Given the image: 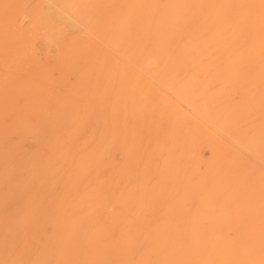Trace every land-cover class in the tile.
Returning a JSON list of instances; mask_svg holds the SVG:
<instances>
[{
	"label": "rangeland",
	"instance_id": "1",
	"mask_svg": "<svg viewBox=\"0 0 264 264\" xmlns=\"http://www.w3.org/2000/svg\"><path fill=\"white\" fill-rule=\"evenodd\" d=\"M0 264H264V0H0Z\"/></svg>",
	"mask_w": 264,
	"mask_h": 264
},
{
	"label": "bare ground",
	"instance_id": "2",
	"mask_svg": "<svg viewBox=\"0 0 264 264\" xmlns=\"http://www.w3.org/2000/svg\"><path fill=\"white\" fill-rule=\"evenodd\" d=\"M42 5H43V4H42ZM36 7H37V6L33 7V9L36 8ZM51 7H52V6H51ZM57 9H58V8H57ZM24 10H25V9H24ZM26 10H27V9H26ZM26 10H25V11H26ZM34 11H35V10H34ZM34 11L31 10V13H32L31 16H34V15H33V12H34ZM56 11H57V10H56ZM26 12H27V11H26ZM58 12H61V10L58 11ZM63 13H64V12H63ZM22 14H23V12H22ZM64 14L66 15V13H64ZM25 16L27 17V15H25ZM25 16H23V17L25 18ZM28 16H29V15H28ZM67 16H68V15H67ZM24 18H22L21 20H23ZM27 18H28V17H27ZM32 18H33V17H31V19H32ZM17 20H18V19H17ZM25 22H26V21H25ZM6 23H7V22H6ZM16 23H17V22H16ZM3 24H4V23H3ZM18 24H19V23H18ZM21 24H22V21H21ZM19 25H20V24H19ZM17 26H18V25H17ZM22 26H23V25H22ZM19 27H20V26H19ZM39 27H40V26H39ZM22 28H23V27H22ZM22 30H23V29H22ZM41 32L43 33V31H41ZM46 38H47V37H46ZM48 42H49V41H48ZM50 42H51V41H50ZM32 44H33V43H32ZM49 44H50V43H49ZM33 45H34V44H33ZM32 47H33V46H32ZM30 49H31V48H30ZM19 68H20V67H19ZM179 81H180V80H179ZM159 83H161V82H159ZM187 87H188V86H187ZM180 90H181V89H180ZM242 103H243V102H242Z\"/></svg>",
	"mask_w": 264,
	"mask_h": 264
}]
</instances>
